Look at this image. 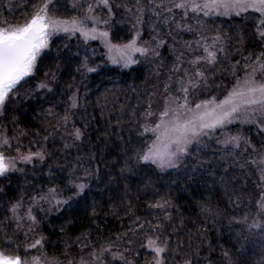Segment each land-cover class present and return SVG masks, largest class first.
<instances>
[{"label": "trees", "instance_id": "trees-1", "mask_svg": "<svg viewBox=\"0 0 264 264\" xmlns=\"http://www.w3.org/2000/svg\"><path fill=\"white\" fill-rule=\"evenodd\" d=\"M40 2L0 0V23H22ZM74 2L53 0L50 8L58 18L70 20L82 15ZM120 2L135 13L133 0ZM193 15L181 22L194 31L181 32L149 12L136 24V15L114 8L112 19L97 25L108 32L111 43L127 44L137 32V44L144 47H155L152 37L157 32L166 41L155 48L159 55L137 57L129 68L109 66L96 41L85 43L66 35L50 39L33 75L9 94L0 109V134L9 137L13 146L6 150L10 157L17 155V147L23 153H46L43 161L18 162L16 167L23 171L0 176V237L13 241L11 246L0 245V251L18 253L29 261L37 257L41 264H88L93 252L110 247L124 261L105 253L108 264L132 260L147 264L153 259L145 247L151 239L166 247L163 264L189 260L191 264H264V229L249 230L236 223L246 214L259 219L255 210L259 177L248 161L264 156L261 129L241 122L218 128L202 137L199 145L190 146L176 168L161 170L135 159L152 142L153 133L145 128L156 125L166 101L170 109L183 102L171 101L181 95L169 79L177 75L172 69L178 54L187 61L204 54L196 41L211 44L215 36L223 38L224 51L217 53V63L199 66L206 70L207 82L190 96L193 106L212 97L223 99L264 52L255 31L257 13ZM249 54L252 61L244 59ZM85 62L95 71L82 67ZM182 67L189 65L185 62ZM40 83L48 87L39 89ZM77 129L79 140L74 136ZM234 136L242 138L238 149L223 143ZM78 183L87 184L80 195L74 187ZM43 195L51 202L39 200ZM34 199L39 201L33 207L35 223L25 219L18 227L11 208L20 203V213L26 215ZM36 240L42 247L25 252Z\"/></svg>", "mask_w": 264, "mask_h": 264}, {"label": "snow or ice", "instance_id": "snow-or-ice-1", "mask_svg": "<svg viewBox=\"0 0 264 264\" xmlns=\"http://www.w3.org/2000/svg\"><path fill=\"white\" fill-rule=\"evenodd\" d=\"M53 0H41L38 6L34 7V11L30 18L24 19L19 24H8L7 21L0 23V109L3 108L5 102L9 99V94L17 89V86L25 80L26 77L33 75L36 61L41 51L48 47L49 37L53 34L66 33L75 35L79 33L84 38L85 43L89 40L102 38L108 50V58L113 64H122L128 67L137 61L133 58L136 54L140 56H148L150 52L159 55L155 48L163 47L166 41L160 37L159 32L153 35L152 40L155 41V47H143L137 45L139 32L136 33L129 43L123 45H113L108 42V32L98 30L97 25L107 24L113 17L114 8H124L125 12L136 15V24L143 22L146 12L157 17V20L164 25L174 24L176 31L192 32L193 27L186 21L189 14H194L192 18L200 16L207 17L211 14L228 16L230 14L240 15L249 10L258 13L256 17L255 31L257 38L261 44H264V0H133L132 8L121 4L120 0H84L81 4L80 0H75L73 7H80L82 15L69 19H61L54 15V9L50 8ZM159 9V11H157ZM97 10H100L99 12ZM106 11L107 19H103L102 15ZM169 13L170 15H165ZM176 15H180V20H176ZM92 26H88V22ZM155 25L153 28L155 29ZM171 30L168 35H171ZM198 49L202 48L203 55H196L194 58L185 61L183 53L176 56V63L173 65V72L177 73L176 77H169L170 80L177 85L175 91L181 95L171 97V101L176 103L182 99V103L177 104L175 110L170 109L166 101L165 107L160 115V122L154 128H145V131H151L155 135V139L146 146V150L138 153L136 160L143 163H151L161 170L167 168H176L181 157L188 154L189 146L193 143L199 145L201 137L210 136L217 128H222L226 124L233 123L234 120L243 111L249 113L255 112L261 117L264 123V80L257 81L255 73L264 70V52L255 57L258 67L252 72L246 73L245 77L238 78L232 89L228 91L223 99L217 100L216 97L202 101L192 107L189 103L190 96L196 89L206 84V70L199 67L202 63L207 65H215L217 63V53L224 51L223 38L217 35L213 38L211 44H201L200 41L195 42ZM221 45V47H217ZM191 49V44L186 45V50ZM246 61H252L251 54L244 57ZM189 65L183 68L184 63ZM239 63V61H237ZM84 67L88 72L95 71L85 62ZM235 67V66H233ZM182 73V75H181ZM48 85L40 83L39 89L47 88ZM50 90V89H49ZM166 91L169 89L166 86ZM76 107L75 99L71 105ZM183 113V118H181ZM3 113L0 112V115ZM151 115V112L148 113ZM171 115V119H165ZM67 119V116L65 117ZM250 122L255 123L253 118ZM264 131V127L261 128ZM24 133H20L23 135ZM77 140L80 139L81 132L77 129L74 132ZM242 138L239 136L229 137L223 143L232 145L234 148L241 147ZM10 138L0 134V176H4L9 172L23 171L18 169L16 164H30L34 159L43 161L46 153L44 151H29L27 153L20 152L17 147V155L10 157L7 149L12 148ZM65 147H70L65 144ZM251 147V145H249ZM258 172L257 188L260 189L258 198L255 201V210L259 214V219L251 218L246 214L243 218L237 219L236 223L243 224L249 230L264 229V156L259 159L248 161ZM243 167V165H241ZM77 189L76 195H80L87 187L86 183L75 184ZM55 190H51L54 192ZM39 200H47L51 202L48 195L39 197ZM33 201V205L26 209V215L20 213L22 205L20 203L11 208L13 219L18 227L22 226L21 221L27 219L35 223L33 215V207L38 203ZM66 201L57 200L56 203H65ZM163 204H154L152 207H161ZM251 220V222H249ZM11 239L4 240L0 237V245L11 246ZM42 247L41 240H36L25 247V252L31 249ZM147 246L151 252L155 254L154 264H163V254L166 247L157 246L155 240L149 239ZM105 253H110L112 260L124 261L122 254L112 252L110 247L103 248L99 252L91 254L92 261L98 264H105ZM0 264H40L37 257H33L31 261L22 257L20 254H10L8 251H0ZM81 264H86L82 261ZM130 264V262H126ZM184 264H191V261H185Z\"/></svg>", "mask_w": 264, "mask_h": 264}, {"label": "rangeland", "instance_id": "rangeland-1", "mask_svg": "<svg viewBox=\"0 0 264 264\" xmlns=\"http://www.w3.org/2000/svg\"><path fill=\"white\" fill-rule=\"evenodd\" d=\"M249 11H251V10H249ZM249 11H247V12H249ZM251 12H253V11H251ZM244 13H246V12H244ZM244 13H241V14H244ZM253 13H255V12H253ZM240 14V15H241ZM258 14V13H257ZM211 15H215V14H211ZM230 15H235V14H230ZM230 15H228V16H230ZM259 15V14H258ZM98 30H100V31H105V30H102V29H99L98 28ZM56 35H66V36H78V37H80L83 41H85L84 40V38L83 37H81L80 36V34L79 33H76L75 35H72V34H66V33H59V34H53L52 36H50L49 37V41H50V39L52 38V37H54V36H56ZM107 40H108V42L109 43H111L110 42V40H109V38L107 37ZM91 41H96V42H98L100 45H101V47L103 48V50H104V54H105V59H106V61H107V64L109 65V66H116V67H120V68H129V67H131L132 65H134V64H131L130 66H128V67H124L122 64H113L110 60H109V58H108V50H107V47L105 46V43L103 42V39L102 38H98V39H96V40H89L88 42H91ZM111 44H113V43H111ZM113 45H117V44H113ZM120 45H123V44H120ZM138 46H142V45H140V44H137ZM144 47V46H143ZM45 49H43L42 51H44ZM41 51V52H42ZM137 57H140V55L139 54H136L133 58L135 59V60H137ZM258 67V63L257 64H255L254 66H252L251 67V69H250V71L249 72H252L253 71V69L254 68H257ZM255 76H256V79H257V81H261V80H264V70H260V71H257L256 73H255ZM26 78H28V77H26ZM25 78V79H26ZM179 103H182V102H179ZM195 105H193L192 107H194ZM177 108V105L175 106V107H173L172 108V110H175ZM181 115V118H183V113H181L180 114ZM255 119V123H253V122H250L252 119ZM165 119H171V115L169 116V117H166ZM160 122V116L158 117V122L157 123H159ZM234 122H241V123H253L256 127H258L259 129H261L262 127H264V123H262L261 122V117L259 116V114H257V113H255V112H251V110H249V113H246V112H241L240 114H239V116L234 120ZM156 123V124H157ZM226 125H228V124H226ZM156 126V125H155ZM154 125H153V128L155 127ZM152 128V127H151ZM218 129V128H217ZM215 132V131H214ZM264 132V131H263ZM153 133V132H152ZM212 134V133H211ZM210 134V135H211ZM202 138V137H201ZM155 139V135H154V133H153V140ZM152 140V141H153ZM193 144H196V143H193ZM192 144V145H193ZM192 145H190V146H192ZM189 146V147H190ZM181 159V158H180ZM179 159V160H180ZM167 169H171V168H167ZM157 243V242H156ZM157 246H160V247H162L159 243H157ZM146 250H147V252L150 254V255H153V259H151L149 262H147V264H154V257H155V254L153 253V252H151L150 250H149V248H148V246H147V244H146ZM104 256H105V254H104ZM42 262L40 261V264H41ZM88 264H98V262H90V263H88ZM105 264H108L107 262H106V260H105ZM130 264H135L134 263V261L132 260L131 262H130Z\"/></svg>", "mask_w": 264, "mask_h": 264}]
</instances>
